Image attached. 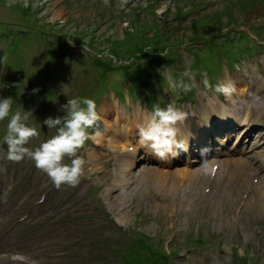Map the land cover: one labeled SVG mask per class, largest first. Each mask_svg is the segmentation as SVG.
Returning <instances> with one entry per match:
<instances>
[{
  "label": "rangeland",
  "instance_id": "1",
  "mask_svg": "<svg viewBox=\"0 0 264 264\" xmlns=\"http://www.w3.org/2000/svg\"><path fill=\"white\" fill-rule=\"evenodd\" d=\"M42 1L28 0L25 6L24 0H0V96L15 98L25 114L39 109L38 116L28 124L36 128L38 136L29 142L36 148L43 139L56 134V129L44 131L43 121L47 116H63L59 109L68 98L93 100L111 92L120 98L109 94L111 100H104L96 110L100 134L91 136L90 144L77 150L88 166L78 187L62 185L56 190L46 173L27 157L11 164L12 187L20 182L26 196L35 199L39 195L50 202L37 219L44 226L31 230L32 239L40 246L28 252L46 251L51 264H232V252L243 256L246 264H264V251L257 250L258 246L264 250V207L258 209L257 200L250 201V210L244 213L246 219L249 214L254 217L246 221L245 240L237 239L232 231L223 232L221 224L231 219L232 209L238 206L237 201L225 205V194L214 203L210 221L180 203L173 208L171 222L159 230L153 225L156 212L151 214L144 205L146 198L162 192L176 196L179 181L153 174L155 177L143 182L142 176L137 189L129 193L118 179L105 193L99 185L108 182L111 174L92 176L99 168L108 167L102 166L109 163L112 147L105 128L113 124L119 133L124 132L125 107L133 95L130 83L140 79L141 67L148 70L152 58L160 57L164 65L169 52L168 57L176 58L191 76L199 69L217 78L226 77V71L243 68L261 54L264 63V0H217L214 7L201 13L195 12L203 4L197 0H113L112 4L107 0H60L67 4L64 7L56 0L50 16L36 9ZM180 4L194 14L186 19L175 17L174 9L178 11L176 6ZM166 17L173 24L168 29L163 27ZM57 19L65 26L58 25ZM181 76L174 74L172 81ZM254 76L250 70L249 78ZM161 86L170 91V80H162ZM105 107L111 116H102ZM141 110L142 106L132 107L135 116ZM149 118L145 115L144 120ZM6 119L0 121V142L6 134ZM93 143H99L100 148L97 150ZM144 168L139 169L141 175ZM182 192L180 199L184 202L191 190L184 188ZM173 226L180 227L174 234V243L180 248L174 258L164 244L156 242L160 236L169 243L168 229ZM261 231L256 246L247 248L246 242ZM197 238L202 242L197 243Z\"/></svg>",
  "mask_w": 264,
  "mask_h": 264
},
{
  "label": "clouds",
  "instance_id": "2",
  "mask_svg": "<svg viewBox=\"0 0 264 264\" xmlns=\"http://www.w3.org/2000/svg\"><path fill=\"white\" fill-rule=\"evenodd\" d=\"M24 3L27 6L28 0H24ZM203 83L205 87H211L206 76ZM215 91L231 97L236 91L235 82L217 84ZM12 104L11 96H0V121L10 117L6 134L0 142L7 146V151L0 147V159L19 163L27 157L38 170L46 173L57 190L62 185L78 186L85 160L77 155V150L101 131L95 101L87 97L68 98L59 109L63 116H49L43 121L48 129H56V134L34 150L26 147L31 138L38 136L36 128L26 123L32 114L30 111H26V114L19 111L12 113ZM186 118L187 113L171 103L164 108L156 106L146 124L138 127V142L156 159L167 161L169 157L176 158L187 151V143L176 138V125ZM88 129H93V132L89 133ZM65 157L70 159V163L64 162ZM10 259L13 264H34L33 258L23 252H13Z\"/></svg>",
  "mask_w": 264,
  "mask_h": 264
},
{
  "label": "bare ground",
  "instance_id": "3",
  "mask_svg": "<svg viewBox=\"0 0 264 264\" xmlns=\"http://www.w3.org/2000/svg\"><path fill=\"white\" fill-rule=\"evenodd\" d=\"M256 105H257V106L259 107V109L264 113V99H261V103L256 102ZM214 110H218V112H220L219 108H217V107H213V108H212V114L214 113ZM202 113L208 114L207 111L204 110V109L201 110V114H202ZM234 113H235V112H234ZM104 115H106L107 117H108V116H111V111H110L107 107L104 108ZM213 116H217V115H213ZM242 117H244V119H246V121L242 123V124H244L243 126H246V128H248V127L254 128V126H255L256 124H259V123L257 122V120H256L251 114H246V115L242 114ZM202 118H203V117H202ZM206 120H207V119H204V120H201L200 122H201V123H205ZM233 121H234V122H238V119H237V118H234ZM145 124H146V123H145ZM193 126H197V125H196V124H193ZM260 136H261V135H258V138H259ZM143 173L145 174V175L143 176V182H145V180H146L147 178L151 177V176H154V177H155V175H153V171H152V169H150V168H145L144 171H143Z\"/></svg>",
  "mask_w": 264,
  "mask_h": 264
},
{
  "label": "trees",
  "instance_id": "4",
  "mask_svg": "<svg viewBox=\"0 0 264 264\" xmlns=\"http://www.w3.org/2000/svg\"><path fill=\"white\" fill-rule=\"evenodd\" d=\"M157 60H160V59L156 58V61H157Z\"/></svg>",
  "mask_w": 264,
  "mask_h": 264
}]
</instances>
